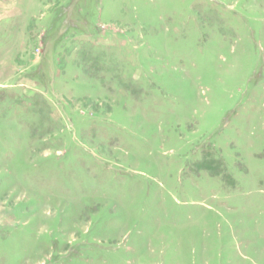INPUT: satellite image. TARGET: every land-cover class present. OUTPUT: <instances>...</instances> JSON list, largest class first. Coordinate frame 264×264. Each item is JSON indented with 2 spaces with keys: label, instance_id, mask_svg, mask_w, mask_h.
<instances>
[{
  "label": "rangeland",
  "instance_id": "1",
  "mask_svg": "<svg viewBox=\"0 0 264 264\" xmlns=\"http://www.w3.org/2000/svg\"><path fill=\"white\" fill-rule=\"evenodd\" d=\"M0 264H264V0H0Z\"/></svg>",
  "mask_w": 264,
  "mask_h": 264
}]
</instances>
